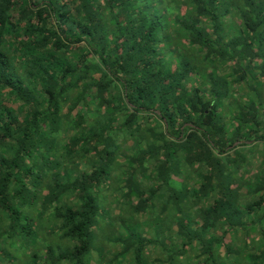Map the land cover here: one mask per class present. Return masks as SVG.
Here are the masks:
<instances>
[{"label":"trees","instance_id":"trees-1","mask_svg":"<svg viewBox=\"0 0 264 264\" xmlns=\"http://www.w3.org/2000/svg\"><path fill=\"white\" fill-rule=\"evenodd\" d=\"M0 264H264V0H0Z\"/></svg>","mask_w":264,"mask_h":264}]
</instances>
